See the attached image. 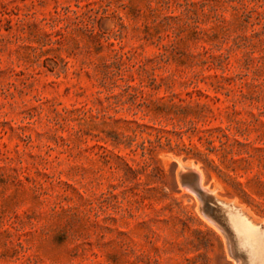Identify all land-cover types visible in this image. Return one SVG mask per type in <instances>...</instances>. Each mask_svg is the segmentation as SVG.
<instances>
[{
    "label": "rangeland",
    "instance_id": "rangeland-1",
    "mask_svg": "<svg viewBox=\"0 0 264 264\" xmlns=\"http://www.w3.org/2000/svg\"><path fill=\"white\" fill-rule=\"evenodd\" d=\"M241 214L264 0H0V264H264Z\"/></svg>",
    "mask_w": 264,
    "mask_h": 264
},
{
    "label": "bare ground",
    "instance_id": "bare-ground-1",
    "mask_svg": "<svg viewBox=\"0 0 264 264\" xmlns=\"http://www.w3.org/2000/svg\"><path fill=\"white\" fill-rule=\"evenodd\" d=\"M192 170H193V172H194V174H193V172L191 171V174H193L194 175V177H195V185H196V187H197V192L199 193H197L198 195H199V197H202V196H200L201 194L200 193H207L209 190H207V188L205 189L204 187H203V185H202V180H201V175H200V172L195 168V167H193L192 168ZM183 184V183H182ZM194 186V185H193ZM186 187V186H185ZM193 188V187H192ZM194 193H196V192H194ZM208 194H209V192H208ZM207 194V195H208ZM196 195V194H195ZM204 196H206V195H204ZM209 196H211L210 194H209ZM213 196V195H212ZM209 199V198H208ZM210 199H211V197H210ZM206 200H207V198H206ZM210 203V202H209ZM219 204L221 203V202H218ZM222 204V203H221ZM222 205H224V202H223V204ZM228 205V204H227ZM233 205V204H232ZM234 206V205H233ZM211 208V207H210ZM220 210V209H219ZM229 210V209H228ZM228 210H227V212H228ZM241 210V209H240ZM233 212V211H232ZM243 213V212H242ZM229 215H230V212H229ZM229 215H227V213H226V216H228L229 217ZM225 216V217H226ZM228 217L226 218V219H228ZM209 218V217H208ZM240 219H241V227L240 228H238V227H234L235 228V230L236 231H238V232H240L243 236H247V238H250V239H254L255 237H256V235H257V233L258 232H260L261 233V236L264 238V228H262V227H259L258 225H256L255 223H253L248 217H246L245 215H243V214H241L240 215ZM207 220V219H206ZM215 221V220H214ZM213 222V221H212ZM221 222V221H220ZM223 222V221H222ZM212 224V223H211ZM215 224V223H214ZM217 225V224H216ZM215 225V226H216ZM218 226V225H217ZM225 226V225H224ZM223 226V227H224ZM218 227H220V226H218ZM216 228V227H215ZM224 230V229H223ZM227 230V229H226ZM223 235V234H222ZM224 236V235H223ZM230 237V239L231 240H235V239H233V238H231V235H229ZM234 238H235V236H233ZM226 240V239H225ZM225 242V241H224ZM234 242V241H233ZM232 249V248H231ZM234 255V254H233ZM233 259H234V257H233ZM237 260V259H236ZM241 262V261H240ZM236 263V262H235ZM237 264V263H236Z\"/></svg>",
    "mask_w": 264,
    "mask_h": 264
}]
</instances>
